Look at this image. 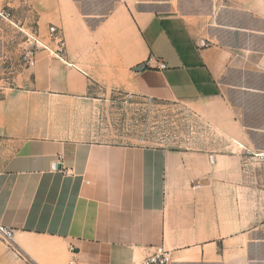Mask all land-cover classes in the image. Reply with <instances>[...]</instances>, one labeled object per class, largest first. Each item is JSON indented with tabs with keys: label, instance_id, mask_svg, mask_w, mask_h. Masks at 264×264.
Returning <instances> with one entry per match:
<instances>
[{
	"label": "crops",
	"instance_id": "crops-1",
	"mask_svg": "<svg viewBox=\"0 0 264 264\" xmlns=\"http://www.w3.org/2000/svg\"><path fill=\"white\" fill-rule=\"evenodd\" d=\"M0 6L15 14L0 20V225L14 230L0 264H140L160 245L172 264H264V0ZM97 87L185 102L208 135L183 149L73 137Z\"/></svg>",
	"mask_w": 264,
	"mask_h": 264
},
{
	"label": "rangeland",
	"instance_id": "rangeland-1",
	"mask_svg": "<svg viewBox=\"0 0 264 264\" xmlns=\"http://www.w3.org/2000/svg\"><path fill=\"white\" fill-rule=\"evenodd\" d=\"M92 95L73 115V137L183 149L199 147L198 139L208 135L205 123L185 102L98 87Z\"/></svg>",
	"mask_w": 264,
	"mask_h": 264
},
{
	"label": "built area",
	"instance_id": "built-area-1",
	"mask_svg": "<svg viewBox=\"0 0 264 264\" xmlns=\"http://www.w3.org/2000/svg\"><path fill=\"white\" fill-rule=\"evenodd\" d=\"M15 17L14 12L9 7L0 6V20L13 21ZM49 36L53 41L58 44L57 53H63L65 51L64 40L58 33V28L55 25L50 27ZM31 46L25 50L23 55V61L25 64L31 65L35 60V55L40 48V40L35 37H29ZM28 38V39H29ZM43 47V46H42ZM160 68H166L167 65L163 62L159 65ZM258 156L264 157V151L258 152ZM14 235V230L0 225V237L6 242H11ZM172 252L166 249L164 246H156L154 251L145 257L140 264H172ZM68 264H75L74 260H71Z\"/></svg>",
	"mask_w": 264,
	"mask_h": 264
},
{
	"label": "water",
	"instance_id": "water-1",
	"mask_svg": "<svg viewBox=\"0 0 264 264\" xmlns=\"http://www.w3.org/2000/svg\"><path fill=\"white\" fill-rule=\"evenodd\" d=\"M145 66H146V64H141V65L137 66L135 68V70L139 71V70L143 69Z\"/></svg>",
	"mask_w": 264,
	"mask_h": 264
}]
</instances>
